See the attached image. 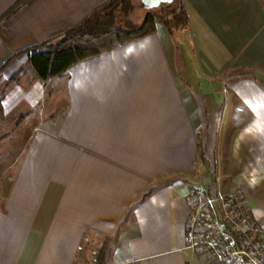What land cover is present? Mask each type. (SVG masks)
Here are the masks:
<instances>
[{"label":"crops","instance_id":"crops-1","mask_svg":"<svg viewBox=\"0 0 264 264\" xmlns=\"http://www.w3.org/2000/svg\"><path fill=\"white\" fill-rule=\"evenodd\" d=\"M17 1L0 0V133L15 125L0 148L18 142L0 264H81L105 239L97 264H207L187 235L196 189L240 194L264 224V0H182L187 28L158 23L47 80L26 50L110 0H28L2 19Z\"/></svg>","mask_w":264,"mask_h":264},{"label":"trees","instance_id":"trees-1","mask_svg":"<svg viewBox=\"0 0 264 264\" xmlns=\"http://www.w3.org/2000/svg\"><path fill=\"white\" fill-rule=\"evenodd\" d=\"M28 0H18L4 14L11 15ZM127 2L125 14L131 6L129 0H110L90 13L82 22L66 29L59 40L49 39L28 48L30 64L42 80L63 74L74 63L111 50L130 39L143 37L156 31L162 24L171 35L189 25V16L182 0H172L161 4L160 13L147 12L140 26L126 20L124 27L117 23V9ZM143 3V1H142ZM144 5V4H143ZM153 9L158 7L149 8ZM5 118L2 97H0V119Z\"/></svg>","mask_w":264,"mask_h":264},{"label":"built area","instance_id":"built-area-1","mask_svg":"<svg viewBox=\"0 0 264 264\" xmlns=\"http://www.w3.org/2000/svg\"><path fill=\"white\" fill-rule=\"evenodd\" d=\"M189 247L208 264H264V224L234 194L192 190Z\"/></svg>","mask_w":264,"mask_h":264},{"label":"rangeland","instance_id":"rangeland-1","mask_svg":"<svg viewBox=\"0 0 264 264\" xmlns=\"http://www.w3.org/2000/svg\"><path fill=\"white\" fill-rule=\"evenodd\" d=\"M127 5V2L124 3L123 5H120L116 11L117 13V23L118 25L124 27L126 25V20H130L133 25L135 26H140L143 22V19L145 17V14L147 12H155V13H160L161 7L158 8H153V9H147L144 7L142 0H129L128 5H130L132 8L130 10V12L126 15L125 14V8ZM61 38V37H60ZM60 38H57L56 40H59ZM4 119V118H3ZM15 125L12 124L11 119L9 118L8 121H6L3 125V131L0 134L3 133H9L8 135H13V131H14ZM1 132V131H0ZM4 139V138H3ZM9 140V139H8ZM17 142V137L10 139L9 141H5L3 143V146L0 148V153L2 154V156H6L8 153L9 157L7 159V161L0 166V186L2 184V182H5L6 178L8 177V174L10 175L11 173V163L14 161L15 156L18 153V145L16 144ZM13 146V147H12ZM20 146V145H19ZM237 196L239 197L240 200H243V203L246 204V206L249 208L247 202H246V198L243 196H240V194ZM101 243H103L101 245ZM100 243V246L94 247V248H86L84 249V254H83V258L84 260L81 262V264H97L96 261H94L95 258V254L96 252L99 250L101 252V250L103 252H105V249L108 248V243L107 240H103ZM207 262V261H205ZM208 264V262H207Z\"/></svg>","mask_w":264,"mask_h":264},{"label":"water","instance_id":"water-1","mask_svg":"<svg viewBox=\"0 0 264 264\" xmlns=\"http://www.w3.org/2000/svg\"><path fill=\"white\" fill-rule=\"evenodd\" d=\"M142 1L146 7L153 8V7H158L161 4L168 3L172 0H142Z\"/></svg>","mask_w":264,"mask_h":264}]
</instances>
